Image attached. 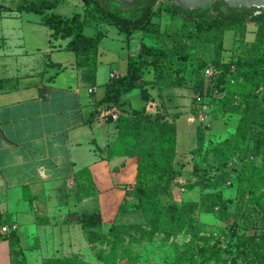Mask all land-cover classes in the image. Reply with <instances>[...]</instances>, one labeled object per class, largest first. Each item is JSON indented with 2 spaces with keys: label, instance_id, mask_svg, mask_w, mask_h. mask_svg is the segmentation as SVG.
<instances>
[{
  "label": "rangeland",
  "instance_id": "obj_1",
  "mask_svg": "<svg viewBox=\"0 0 264 264\" xmlns=\"http://www.w3.org/2000/svg\"><path fill=\"white\" fill-rule=\"evenodd\" d=\"M19 1L22 0H0V26L14 27H11L13 33L8 45L0 47V53L23 56V46L18 45L23 42L19 43L18 37L25 33L15 5ZM173 1L176 2L156 0L154 24L147 31H136L129 40L136 46V52L142 43L172 51L185 43L190 64L188 74L193 76L197 72L203 88L199 93L192 90V85L186 86L185 92L189 95L186 111L193 119L192 130L204 131V147L200 153H191L189 144L180 136V151L171 159L174 176L165 180L150 170L146 180L125 200L111 226L94 225L87 231L91 251L77 254L78 264H264V181L258 179L261 172L264 175L263 155L255 152L252 139L244 136L245 141L235 135L241 111L248 107L249 101H260L264 95V18L261 16L264 7H251L254 9H247L241 15H225L222 21L219 18L223 13L218 8L206 10L199 19L211 23L213 31L190 35L193 23L179 13L172 14ZM56 2L58 5L52 11L63 16L84 13L83 0ZM112 8L127 16L134 9L121 2ZM101 27L108 30V37L101 42V49L105 51L103 64H127L118 29L108 24ZM93 31L86 30L89 34ZM214 60L234 62L239 67L238 83L230 87L225 98H221L223 93L219 87L211 85L210 77L203 78L199 72ZM256 72H262L259 79ZM212 86L214 90L210 94ZM132 104L134 108H142L144 100L139 95ZM201 112L206 115V123L199 120ZM261 128L264 130V125ZM229 140L231 144L227 143ZM213 146L217 147L218 155ZM244 147L250 148L248 153L240 150ZM208 148L212 149L207 151ZM245 162L250 165L249 169ZM243 170L248 173L245 175ZM252 183L262 185L255 187L254 198L248 189ZM46 191L41 200H47L50 190ZM218 192L223 194L225 202L213 206L217 202L213 195ZM205 194L208 197L203 200ZM50 199L57 203V198ZM62 230L54 231L55 239L64 236L73 240L76 233L86 244L80 228L74 229L75 232L73 228ZM34 237L29 241L23 239V244L33 246L31 252L13 244L15 262L19 259L18 264H48L53 258L73 261L71 244L63 242L52 246L57 248L53 250L49 245L40 244L39 236Z\"/></svg>",
  "mask_w": 264,
  "mask_h": 264
},
{
  "label": "crops",
  "instance_id": "obj_2",
  "mask_svg": "<svg viewBox=\"0 0 264 264\" xmlns=\"http://www.w3.org/2000/svg\"><path fill=\"white\" fill-rule=\"evenodd\" d=\"M17 16L25 33L18 37L23 42L18 44L23 46V56L0 53V264H16L13 244L31 252L33 246L23 244V239L29 241L35 235L44 247L56 250L55 245L65 242L73 246V256L88 254L91 248L81 215L98 210L101 227L108 228L138 181L139 156L116 150L118 119L102 117L108 106L100 102L111 73H127L136 46L118 30L127 64H103L101 42L108 30L102 27L106 36L99 43L95 62L85 63L65 49L70 38L52 35L43 15L21 11ZM11 27L0 26L1 48L10 41ZM87 29L93 28L85 29L89 34ZM144 78L152 81L153 71H147ZM149 91V101L139 88L122 95L125 111L120 115L136 110L153 117L160 113L176 122L177 151L180 136L189 144L188 150L197 148V129L192 130L193 119L186 111V86L161 92L157 86H149ZM139 95L144 105L134 108L132 103ZM46 190L50 191L44 201L40 198ZM50 198H57V203ZM14 223L17 229L11 234L1 232L3 225ZM63 228L74 232L80 228L86 244L76 233L73 240L55 239L54 231Z\"/></svg>",
  "mask_w": 264,
  "mask_h": 264
},
{
  "label": "trees",
  "instance_id": "obj_3",
  "mask_svg": "<svg viewBox=\"0 0 264 264\" xmlns=\"http://www.w3.org/2000/svg\"><path fill=\"white\" fill-rule=\"evenodd\" d=\"M83 1L84 13L77 12L71 17H65L52 11L58 5L56 0L49 2L45 0H22L15 5L16 10L19 12L28 11L43 15L44 24L52 30V35L55 38H70L65 49L74 51L85 63L95 62L99 43L106 36V31L101 27L102 24L115 26L120 32L124 33L129 40L136 31H147L150 29L149 27L154 24L153 18L157 15L155 10L156 0H138L132 4L119 0ZM117 2L133 6V12L128 16L121 14L119 11L112 8V5ZM172 5L173 15L179 13L183 17H186L188 22L193 23L194 30H192L190 35H201L204 32L213 31L214 26L211 23L199 19V16L206 10L218 8L219 11L223 13L219 18V20L222 21L225 15L229 16L237 13L241 15L246 13L247 9H254H230L225 0H217L208 7L195 10L184 9L174 1ZM261 13V16L264 18V9ZM87 27L95 29V33L91 35L86 34L85 29ZM187 52L185 43L179 48L173 49V51L145 43L140 44L137 54L129 58L127 73L111 78L110 82L105 85V95L100 102L103 104L106 103L108 106L107 108L116 107L121 112L125 111L123 106L124 103L120 100L122 95L138 88L141 89L142 97L146 101L152 98L149 86H157L161 92L163 89L170 87H190L192 85V90L195 89V91L197 90L199 93H202L203 88L202 85L200 86V77L197 75V72H195L193 76L188 74L190 64H188L189 57ZM236 62L238 63V61ZM209 66L213 67L215 70L213 76H207L205 73L206 68ZM199 67L200 64L197 65V68ZM238 69L239 67L237 64H234V62L214 60L213 62H209L208 65L199 72L203 78L210 77V80H212L211 85L219 87L220 92L223 93L221 98H225L230 92V87L234 83H238ZM147 71H153L155 78L152 81L144 78ZM256 73L257 79H259V77L262 76V72ZM2 83V80H0V88L3 85ZM213 86L209 90L210 94L213 93ZM198 103H200V101H198ZM241 112L242 116L239 120L235 135L243 139L244 136H246L245 139H252L255 143V147H253L255 152L257 154H262V159L264 160V130L261 128V125H264V95L260 101H249L248 107ZM201 113L205 115L204 112ZM260 113L263 114L260 115ZM109 119L110 121H115L111 117ZM117 121L118 138L115 142L116 150L139 156L138 181L135 188L146 180L150 170L156 171L158 176L165 180L172 178L174 172L171 159L177 154L176 122L166 120L160 113L155 117L150 116L146 114L144 110H136L131 115H119ZM203 132L201 128L197 129L198 146L193 149L191 153H200L202 151L204 147ZM231 141L232 140H229L227 143L231 144ZM246 145H248V142ZM216 148V146H213L214 153ZM210 149L212 148H208L207 151ZM249 149L248 147L240 148L244 153H248ZM222 153H225L224 150ZM233 153L234 151L230 152V158ZM167 157H169V160H167ZM247 163L248 162H245L244 164L245 167L249 169L250 165ZM243 173L246 175L248 172L246 170L244 172L243 170ZM246 179L250 178L246 177ZM258 179H260V182L262 180L264 181L263 172L260 173ZM261 186V184L258 186L255 183L249 185L248 189L250 195L252 194V198L256 195V188ZM135 188L129 193V196L133 194ZM244 194L246 196V193ZM207 197L208 195L205 194L203 200ZM213 197L217 199V202H214L213 206L225 202L223 201V194L221 192L214 194ZM81 224L86 235L87 231L92 229L94 225L101 226L99 211L96 210L92 214L83 213L81 215ZM9 234H11V232ZM11 237L14 238L15 235L13 234ZM18 261L19 260L15 263L18 264ZM78 262L77 256H73V261H69L68 259L65 260V258H53L49 263L78 264Z\"/></svg>",
  "mask_w": 264,
  "mask_h": 264
},
{
  "label": "water",
  "instance_id": "obj_4",
  "mask_svg": "<svg viewBox=\"0 0 264 264\" xmlns=\"http://www.w3.org/2000/svg\"><path fill=\"white\" fill-rule=\"evenodd\" d=\"M129 4L134 3L138 0H119ZM184 9H200L205 8L213 4L217 0H175ZM228 8H238V7H264V0H225Z\"/></svg>",
  "mask_w": 264,
  "mask_h": 264
},
{
  "label": "built area",
  "instance_id": "obj_5",
  "mask_svg": "<svg viewBox=\"0 0 264 264\" xmlns=\"http://www.w3.org/2000/svg\"><path fill=\"white\" fill-rule=\"evenodd\" d=\"M206 75L207 76H213V74L215 73V70L213 67L209 66L206 68ZM119 75L115 72L111 73V77H118ZM90 92L94 91V88H90L89 90ZM120 110L116 107H112V108H107L106 110H104L102 117L104 118H112L113 120H117L119 118L120 115ZM199 120L201 123H206V116L204 114H200L199 115ZM17 229V224H5L2 226V232L3 233H10L11 231H14Z\"/></svg>",
  "mask_w": 264,
  "mask_h": 264
}]
</instances>
